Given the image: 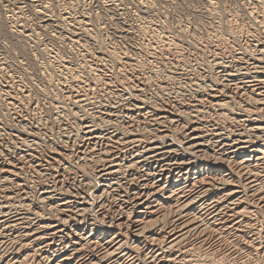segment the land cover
<instances>
[{"label":"bare ground","instance_id":"obj_1","mask_svg":"<svg viewBox=\"0 0 264 264\" xmlns=\"http://www.w3.org/2000/svg\"><path fill=\"white\" fill-rule=\"evenodd\" d=\"M236 22L235 20L234 23ZM256 23L257 21L254 24ZM231 25L230 27L233 26ZM260 26L257 31L261 29L262 32L258 34L255 31L257 35L254 34L249 42L259 51V56L255 55V59L252 58L253 61L250 58L239 61L241 65L237 66L238 72L236 69V71L231 70L225 63L219 65L217 81L220 83L215 87L201 90L202 88L199 89L201 86L198 88L200 83H197V90L201 91L195 93V90L186 99L172 96L171 92L163 94L164 91H161L162 94L158 95L159 93L152 88L156 91L157 97L151 99L144 95L145 92L144 94L140 92L145 89L147 76L144 78L146 74L140 75L139 64L134 70H126L122 65L125 70H119L123 72L126 79H129L127 84L122 85V91L128 89L132 93H138H135V97L128 102V108L125 106L126 109H117L106 114L107 120L104 119L105 124L102 127L96 125L98 122L96 124L93 122L95 119L91 121L93 123L80 122L79 128H76V130L79 129V134L76 132V135H79V143L75 142L76 144L71 145L67 143L64 146L55 147L51 154L41 152L37 146L32 147L30 142L25 145V141L24 148L18 147L19 150H16L12 156H9L10 153H6L5 149L0 148V213L14 211L10 218L0 217V264H184L192 260V254L196 248L203 247L212 240H218L221 244L219 250L212 251L231 258L234 261L233 264H240V260L247 261L253 256L254 259L264 254V24ZM242 27L241 29H245ZM238 30L240 28L232 32L236 33ZM235 36L239 37L241 34ZM209 40V42L213 41L210 38ZM226 41L228 43L230 40ZM174 43L165 42L156 46L155 49L161 54L173 53L178 50V46ZM233 43L236 44V42ZM144 47L149 49L148 46ZM244 47L246 46H243V49ZM237 51L242 52V50ZM230 53L233 55L236 51ZM230 53L229 56H231ZM175 55L176 53L173 56ZM229 61L227 62L231 63ZM128 63L127 66H131L130 68L136 65ZM176 65L178 66L177 63ZM93 66L95 68V65ZM113 68L115 70V67ZM103 75L98 73L93 81L96 85H100V88L102 86L108 89L114 81ZM116 75L117 73L115 77ZM121 76L118 73V77L121 78ZM73 77L68 74V78ZM78 78L72 79L70 85L73 86L69 91L79 102L80 100L83 102V99L87 100L85 97L88 95H82V92L87 88H80L84 89L81 94L80 89L76 90L80 87L78 84L81 78ZM169 79L171 80L170 77ZM150 80L148 79L149 82ZM93 85L92 89L95 88ZM171 86L174 87V85ZM105 91L108 92L106 89ZM102 93V95L105 94L104 91ZM93 97L96 95L94 94ZM22 103L24 105V102ZM204 106L208 107L207 110L218 111L214 124L207 121L210 118L206 120L203 117ZM229 110L230 112H226ZM16 115L19 116V113ZM26 118H29L28 114ZM26 118L24 117V120ZM72 125V127L77 126ZM2 151L5 153L2 154ZM74 159L80 163V167L79 165L75 167L76 170L73 169L75 164L71 167V161L73 162ZM39 169L48 172H43L45 175L41 172L40 180H28L29 187L25 184L19 185L21 183L18 182L19 178L28 170ZM33 174L30 175L38 176ZM47 175H51L49 182L42 180L43 176ZM25 179L27 180L26 177ZM14 181H16L15 185ZM35 196L37 201L41 200L51 208L48 210L52 211L53 219H40L31 225L32 217L29 218L25 211L19 212L23 209L16 206L21 205L25 208L30 204L32 209ZM35 214L37 217L38 213L35 212ZM191 236L195 238L193 243H190ZM222 246H227L228 252H223V249H226L221 250ZM205 252L207 254L210 251ZM215 252L213 254L216 256Z\"/></svg>","mask_w":264,"mask_h":264},{"label":"rangeland","instance_id":"obj_2","mask_svg":"<svg viewBox=\"0 0 264 264\" xmlns=\"http://www.w3.org/2000/svg\"><path fill=\"white\" fill-rule=\"evenodd\" d=\"M263 1L264 0H0V132H1L0 137L2 136L0 138V141H1L0 143H2L0 145L1 150L5 149L4 151L6 153H10L9 156H12L16 150H19L18 147L24 148L23 145L25 141V145L30 142L29 144H32L31 145L32 147L34 146V148H36L37 146V148L41 152L45 151L51 154V152H54L53 150H55L57 147L61 145L64 146L67 143L71 145L75 142L79 143L78 141L79 140V135H78L79 129L76 130V128H79L78 126H80L79 124L80 122L89 121L90 123L91 121L95 119L93 122L95 124L97 122L98 123L100 122L99 124L97 123L96 125L97 126L99 125V127H102L105 124L104 119L107 120L106 114H109L110 112L114 110L116 111L117 109H126V107L128 108V104H129L128 102L132 100V98L135 97V93L136 94L138 93V92L132 93V91L130 90L128 91V89H126V91L125 90L122 91L121 89L123 87L122 85H124V83L127 84V81H129V79L128 78L126 79L125 75L122 72L123 70H125V68L126 70L127 69L134 70L135 67L138 68V66H140V69L138 68V70L141 72L140 75L144 76L146 74L144 78L147 76L145 78V80L147 81V82L145 81L146 86L144 87L147 90L144 89L140 92L143 94L145 92L144 95L146 97L148 96L151 99H156L157 97L156 94L159 93L158 95H160L162 94L163 91L164 92L167 91L166 93L163 92V94H169L171 92L170 94L172 96L176 95L177 98L179 99L181 97L182 98L184 97V99H186L192 93H194L195 90H196L195 93H199L203 89H208V88L210 89L211 87L217 86L220 83L217 81L219 78L218 73L220 71L219 65L221 64L224 65L225 63L226 66L228 67L230 66L229 68L231 70H234V71L237 70L236 72H238L239 70L238 68L241 65L239 61H242L243 59L244 60L249 59V58L251 61H253V59H255L254 57L255 55L256 57L259 56V51H257L253 45L251 46L249 42L251 41V37L254 36V34L257 35L256 33H254L255 31L258 34L262 32L261 29L259 32L257 30L261 27L260 25L264 24V16H263L264 15V5H262L264 4ZM254 9L255 11H251ZM256 15L257 17H255ZM261 15L263 17H261ZM256 18L258 19L256 20L257 23L255 25L254 23L256 21H253V20ZM261 18L262 20H260ZM232 19L234 22L235 20L238 22V23L236 22L238 28L235 27L236 24L232 21ZM233 23L235 25H233ZM231 24L234 26V28ZM239 24L240 25L243 24L242 25L243 27L241 26L242 28H245V29L248 28V29L246 31L245 29H241V27H239L240 26ZM230 25L232 27H230ZM252 26H255L253 27L254 29L252 28ZM239 28L240 30L236 31L235 33L234 31ZM231 29L234 31L232 32ZM240 31L241 32L243 31L242 32L243 34ZM146 32L147 34H150L151 36H153L154 39L150 35H147ZM232 33H234V35ZM230 34H232L233 36L232 35L230 36ZM238 34L239 35L241 34L243 38L241 36L239 37L235 36ZM245 34L247 35L244 36ZM217 35L219 37H222V38L224 37V38L221 39ZM143 37H146V38H143ZM209 38L211 40L213 39V41L209 42L210 41ZM239 38L242 40L240 41ZM225 39L230 40V41L227 43ZM165 42H175L174 44L178 46V50L179 51L181 50L180 53L183 55L181 56L178 50L176 52L168 53V54L167 53L161 54L160 52L158 53L155 49L156 46L162 45ZM233 42H236V44ZM247 42L249 45L247 44ZM232 43H233V46H232ZM238 44L241 46V49ZM141 45H143V47ZM221 45H223V47ZM225 45L226 46L228 45V46L225 47ZM138 46L142 47L141 51L139 50L141 47L139 48ZM144 46L146 47L148 46L147 48L149 49H145ZM243 46H246L244 47L245 49H243ZM226 48H228L229 50ZM112 49H115V50L112 51ZM119 50H122V51H119ZM147 50H149L150 52L148 51L149 52L148 53ZM237 50L239 51L242 50V52H244L245 50V52L242 53L240 51L239 53ZM229 51L230 52L236 51V53L232 55ZM123 52L125 55H130L131 57L132 56L134 57H132L131 59L130 56L129 57L125 56ZM175 53L176 55L173 56ZM229 53L231 56H229ZM118 54L121 56V58ZM166 54L169 55L168 58ZM226 55L228 57H226ZM108 56L110 58L113 57L114 59H110ZM123 56H125L126 58ZM156 56L157 57L159 56V57L157 58ZM222 56L224 57L222 58ZM97 57L99 58V60ZM115 57L116 58L119 57V58L116 59ZM238 57H240L241 60ZM89 58H91V60ZM177 58L180 60H176ZM118 59H121V60L118 61ZM154 59L157 60L158 62H156ZM225 59L227 61L231 59L229 61L231 63H228ZM111 60L113 61L111 62ZM96 61L98 62V64ZM100 61L101 63H99ZM133 61L137 62V64L134 63ZM128 62H130V64H136V65L134 66L132 65V68H130L131 66L129 65L127 66V64H129ZM176 63L178 64V66L176 65ZM91 64L95 65V68ZM103 64H106L107 66ZM96 65L99 68H97ZM122 65L125 68H122ZM113 67H115V70H113L114 69ZM117 69L118 70L120 69L122 71L120 70L118 71ZM70 71L71 73H69ZM114 72L115 74L117 73L116 75L117 77H115ZM43 73H45L46 76ZM87 73L89 74L91 73V74L89 75ZM98 73L99 75L104 74L103 76L106 78H109V79L111 78L110 80L114 81L113 82L114 84L111 83L113 87L110 85V87L107 89L106 87L104 88L101 86L100 88V85H96V82L94 83L93 79L98 76ZM118 73H119V76L122 75L121 78L118 77ZM68 74L70 77L71 76L73 77V75L74 77L68 78ZM75 75L76 76L78 75V77L81 78L80 84H78L80 87H77L78 89L76 88V90H79L80 88L85 89L86 87L87 89L85 90L89 92L87 91L84 92L85 91L84 89L82 90L80 89L79 92L81 94V92L84 90L82 92V95L83 94L88 95L85 97V99H87L88 101L83 99V102L82 100H80L81 102L80 103L76 99V96L70 93L69 90L73 86V85L72 86L70 85L72 84L71 81L78 78ZM87 75L90 79H88ZM214 75L216 76L214 77ZM62 76L65 77L66 79L63 78ZM169 77L171 78V80L169 79ZM123 78L125 79L123 80ZM63 79L65 80L63 81ZM148 79L149 80L151 79L150 82L152 84L148 81ZM89 80L92 82L89 83L88 82ZM118 80H120L121 82ZM82 81L85 82V84H83ZM58 83L60 84L63 83L64 86L63 84H61L60 86V84ZM147 83L149 84V86H147L148 85ZM197 83L198 84L200 83L198 88L201 86L199 88V89L202 88L201 90H197L198 89ZM66 84L67 85L69 84L68 87ZM176 84H179V85H176ZM92 85L95 86L94 89H92L93 88ZM169 85L170 86L174 85V87L176 86V88H174L173 86L170 87ZM160 86L161 88H159ZM167 86L169 88H167ZM58 87H61V88H58ZM117 87H118V90H117ZM194 87L196 89H193ZM152 88H154L157 91V93ZM8 89L10 91H8ZM99 89H101V91ZM105 89L108 92H106ZM102 90L105 93L104 95H102L103 94ZM20 91H23V92H20ZM207 92L209 91L207 90ZM92 93H94L96 97H93L94 94L92 95ZM118 93L119 94L122 93V94H120L119 96ZM202 93H204V91ZM117 94L119 97L117 96ZM68 95H70V97ZM4 96H6V98ZM14 96H17V97L19 96V98L14 97ZM105 96L107 97V100L105 99ZM71 97H73V99L74 98L76 99L75 103H74L75 99L72 100ZM100 97H101V100H100ZM102 97H104L105 100ZM93 99L95 102L93 101ZM110 99H112V101ZM89 100L93 101V103L92 102L89 103L90 102ZM12 101L14 102V105ZM21 101L24 102V105ZM99 101L102 103H100ZM6 105L10 109H8ZM12 106L14 107L12 108ZM15 106H17V108ZM20 107L22 108L21 111H20L21 109ZM207 109L208 107L204 106V109L202 112L203 117L206 120L207 118H210L207 121L209 123L214 124V122L216 121L215 116L218 111H214V109H209V110ZM10 111H13V112H10ZM30 112L31 113L34 112V113L31 114ZM226 112H230V110ZM18 113H19V116L16 115ZM27 114L29 118H26ZM24 117L27 119V121L26 119L24 120ZM28 120L30 122H28ZM72 124L77 125V126H74L75 129H73L74 127H72L73 126ZM26 126L27 128H25ZM27 130L29 133L27 132ZM76 132L78 133L77 135H76ZM3 133H5L4 136H3ZM5 137L7 140L5 139ZM32 138L35 140L37 144H35ZM8 140L11 141V143H9ZM39 145H41L42 147H40ZM6 149L9 150L10 152L7 151ZM13 149L15 150L13 151ZM4 151H2V154L5 153ZM74 160L73 162L71 161V167H72V164H75L76 166L73 165V169L76 170L75 167H78V165L80 167V163L76 162L77 160L75 161ZM41 172L42 174H44L43 172L45 171H40V169L37 171L28 170L26 172L27 174L26 173L24 174L27 180L25 179V177H23L24 176L23 175L21 178H19V181L18 180L17 181L19 183L21 182L19 185L25 184L27 185V187H29V184H27V181L28 180L30 181L40 180L41 177L39 176L41 175ZM47 172L48 171H46L45 173ZM29 173L30 174L34 173L33 176L34 175H38V176L32 177V175H30ZM50 177L51 175L43 176L42 180L49 182L51 181ZM13 183L15 185L16 181H14ZM89 191L91 193V190ZM47 206L48 205L41 202V200L37 201V197L35 196L32 209L30 207V204H29V207H25V208L24 206H21V205L16 206V207L17 208L20 207L19 209H23V210H19V212L25 211L29 218L32 217L30 219V222H31V225H33L36 222H38L40 219H43V220L53 219L52 218L53 214L51 213L52 211L50 212V210H48L51 208L49 206L48 208ZM35 212L38 213L37 217H36ZM13 213L14 211L0 213V217L10 218V216ZM191 238H190V243L195 242L194 241L195 238L192 236ZM207 244H205L207 248L205 246L196 248L195 251L197 253L195 251L193 252L192 254L193 257L191 258L192 260L186 261L184 262V264H204V263L205 264L207 263L208 264L210 263L211 264H221V263L222 264H225V263L233 264L234 263V261L231 258L223 257L220 253L215 252L220 249L221 244L218 240H212L211 242ZM223 248L226 249L227 246H222L221 250ZM212 250H215V251H212ZM228 250L229 249H226V250L223 249V252L225 251L228 252ZM205 251H210V252H207L206 254ZM213 252L216 253V256L215 254H213ZM196 256L198 258H196ZM253 257H251L252 261L249 259L247 261L240 260L239 262L241 263L244 262V264H264V254H262L261 256H258L257 258L255 257L254 259ZM221 258H223V260ZM193 259L195 262L193 261ZM214 259H216L217 261L219 260V262L221 261V263L215 261ZM225 259L228 261H226Z\"/></svg>","mask_w":264,"mask_h":264}]
</instances>
